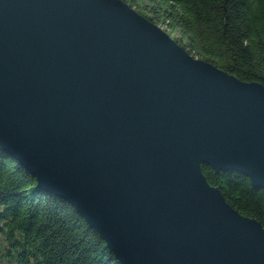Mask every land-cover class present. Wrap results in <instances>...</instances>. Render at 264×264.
<instances>
[{
    "label": "water",
    "instance_id": "1",
    "mask_svg": "<svg viewBox=\"0 0 264 264\" xmlns=\"http://www.w3.org/2000/svg\"><path fill=\"white\" fill-rule=\"evenodd\" d=\"M0 151L120 264H264V227L200 168L264 189V85L122 0H0Z\"/></svg>",
    "mask_w": 264,
    "mask_h": 264
},
{
    "label": "trees",
    "instance_id": "2",
    "mask_svg": "<svg viewBox=\"0 0 264 264\" xmlns=\"http://www.w3.org/2000/svg\"><path fill=\"white\" fill-rule=\"evenodd\" d=\"M176 32L189 54L246 82L264 85V0H122ZM240 215L264 227V189L233 171L200 165ZM0 151V264H120L101 236L66 200Z\"/></svg>",
    "mask_w": 264,
    "mask_h": 264
},
{
    "label": "rangeland",
    "instance_id": "3",
    "mask_svg": "<svg viewBox=\"0 0 264 264\" xmlns=\"http://www.w3.org/2000/svg\"><path fill=\"white\" fill-rule=\"evenodd\" d=\"M164 32H166L167 33V35L169 36V37H171L172 39H174L176 36H177V33L176 32H169L168 30H166L165 29V27H163V26H160V25H158Z\"/></svg>",
    "mask_w": 264,
    "mask_h": 264
}]
</instances>
